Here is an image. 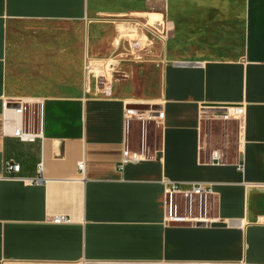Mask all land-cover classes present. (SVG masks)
Listing matches in <instances>:
<instances>
[{
  "label": "crops",
  "instance_id": "0c3cea01",
  "mask_svg": "<svg viewBox=\"0 0 264 264\" xmlns=\"http://www.w3.org/2000/svg\"><path fill=\"white\" fill-rule=\"evenodd\" d=\"M133 19L148 30L139 40ZM14 22L79 23L84 60L135 64L154 95L87 78L89 94L9 97ZM19 102L22 116L4 107ZM127 108L163 117L144 123L147 158L120 170L142 135ZM164 181L210 184L221 227L165 224ZM237 262L264 264V0H0V264Z\"/></svg>",
  "mask_w": 264,
  "mask_h": 264
},
{
  "label": "rangeland",
  "instance_id": "374dc122",
  "mask_svg": "<svg viewBox=\"0 0 264 264\" xmlns=\"http://www.w3.org/2000/svg\"><path fill=\"white\" fill-rule=\"evenodd\" d=\"M137 24L133 19L132 34L139 40L142 35L136 33L141 29L148 30ZM82 32L83 28L77 22H65V26L53 22L11 23L7 28V95L25 98L31 95L70 97L89 94L85 84L87 78L88 83L109 86L112 83L119 86L127 81L129 97L154 95L156 89L153 91L154 88L143 81L140 69L130 62H122L120 70H111L116 62L93 61L85 69ZM169 38L167 31L165 43ZM149 88L150 92L146 93ZM149 122L154 124L155 121Z\"/></svg>",
  "mask_w": 264,
  "mask_h": 264
},
{
  "label": "built area",
  "instance_id": "2783aa9c",
  "mask_svg": "<svg viewBox=\"0 0 264 264\" xmlns=\"http://www.w3.org/2000/svg\"><path fill=\"white\" fill-rule=\"evenodd\" d=\"M85 69L90 65L91 61L85 60ZM4 107L8 111L12 112L14 116H22L23 112L26 111V106L19 102L16 105L4 104ZM226 113L223 114L225 120H234L237 121L241 112L235 106L226 108ZM140 111L127 108L124 112L125 115V126L126 129L129 127L130 121H138L141 123V142L140 148L138 151H132L128 148L127 143L124 144L120 163L118 168L120 170L126 164H136L147 158V151L144 144V123L146 121L152 120L157 121L163 117V114L160 112H153L149 115H144L139 113ZM41 126V125H40ZM13 136L18 138L20 141L25 142H34L37 139H41V130L35 132H25L22 127L14 128ZM211 162L215 164H220L223 161V154L219 150H213L211 152ZM79 172H83L84 163L79 162L77 164ZM241 167L237 166V170H240ZM20 170L19 165L6 163L5 172L6 175H12L18 173ZM38 173L40 176L33 180L36 184L43 183L41 177V164L37 166ZM164 222L167 225L171 224H189V225H211L215 223L214 219L211 216L213 207H214V193L212 191L211 185L200 182H174V181H164ZM64 218H55L54 222H63ZM228 264H245L243 262L237 263H228Z\"/></svg>",
  "mask_w": 264,
  "mask_h": 264
},
{
  "label": "water",
  "instance_id": "95a60500",
  "mask_svg": "<svg viewBox=\"0 0 264 264\" xmlns=\"http://www.w3.org/2000/svg\"><path fill=\"white\" fill-rule=\"evenodd\" d=\"M14 106V105H13ZM17 106V105H16ZM209 108H213V109H216V108H226V106L224 105H208ZM216 227H221L222 224H215L213 223ZM211 224V225H213ZM171 225H189V224H171Z\"/></svg>",
  "mask_w": 264,
  "mask_h": 264
}]
</instances>
